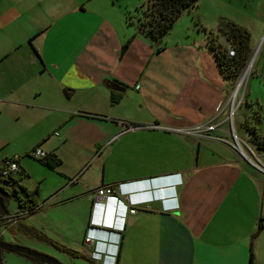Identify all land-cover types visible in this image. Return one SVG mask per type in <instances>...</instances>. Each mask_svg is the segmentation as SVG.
Returning a JSON list of instances; mask_svg holds the SVG:
<instances>
[{"label": "crops", "instance_id": "0c3cea01", "mask_svg": "<svg viewBox=\"0 0 264 264\" xmlns=\"http://www.w3.org/2000/svg\"><path fill=\"white\" fill-rule=\"evenodd\" d=\"M90 1L0 0V115L19 113L32 131L0 161L18 158L14 180L35 207L8 228L38 234L90 264H102L88 253L104 246L94 249L85 237L104 241V229L120 225L118 257L105 264H250L251 237L264 220L261 171L251 154L246 159L233 147L239 137L225 101L229 81L203 35L228 19L231 0H199L165 42L130 32L119 11ZM231 21L249 32L245 22ZM106 81L122 89H113L121 95L115 105ZM249 139L245 130L239 140L264 156ZM35 147L60 166L52 170L30 158ZM39 168L44 173L34 174ZM48 178L55 187L42 194ZM117 185L133 202L148 203L125 221L114 203L91 200L94 189ZM167 186L176 188L160 189ZM152 196L175 197L166 203L172 210L150 203ZM108 251L114 255L115 247Z\"/></svg>", "mask_w": 264, "mask_h": 264}, {"label": "rangeland", "instance_id": "374dc122", "mask_svg": "<svg viewBox=\"0 0 264 264\" xmlns=\"http://www.w3.org/2000/svg\"><path fill=\"white\" fill-rule=\"evenodd\" d=\"M93 1H98V3H100V6H97L101 9H105L104 5H107L110 8L112 7L111 12L116 11L115 13L118 14L117 11H119L121 13V21L123 18V24H125L126 26L128 24V26L130 27V32H136L139 29L138 27L143 19L142 11L145 5V0H91L90 3H92ZM230 7L231 8L228 9V19L226 21L232 22L231 20H238L245 22L249 28L248 30L250 34V70L246 74V66L244 65L237 79L235 81L229 80L227 87L228 92L227 96H225V101L229 98L228 110L230 111L231 106L233 109L232 127L234 133L240 139V137L244 136L245 134V129L242 125V122L244 120L250 121L251 124L256 127L260 134L264 133V0H231ZM203 33L204 32H202V34ZM208 33L215 39V42L218 45H223L225 48L229 46L230 43L228 44L225 37L218 32V28L213 29V31L212 29H208L207 33H204L203 35L207 34L208 36ZM165 41L166 38L163 42ZM230 48H232L231 44ZM235 94L236 99L234 100V104L232 105L231 103ZM143 114L144 113H142V115ZM27 119L30 121L28 117ZM23 122L24 117H22L19 113L12 112L11 110L9 112H3L0 115V138L3 137L0 143H3L4 145L7 144L6 146L0 145L3 149L0 154L5 153V151L8 150L10 151L11 149H14L16 146H18L19 143H23L29 138H32L30 136L32 134V131L23 127ZM127 123L130 124V121H127ZM247 124L250 127L249 123ZM223 127L228 130L231 128L229 124H226ZM227 139L228 141L232 142V138L230 135L227 136ZM239 139H233V142L235 143V141L237 140L241 143ZM241 147L244 155L246 157H249L250 152L246 151L243 148V145H241ZM252 161L255 162L254 160ZM256 163L260 164L264 169V156L258 157V162ZM39 171L40 168L36 170L34 174H42L45 170H42V172L38 173ZM257 173L263 181L262 203L264 211V173ZM20 187L21 185L17 181H15L5 187L4 194H0V199L4 206V211L9 215L17 212L20 207L24 205V203H28L27 196L24 194ZM35 187L36 186H34V188ZM54 187V183L50 182V179L48 178L41 185V193L46 194L53 190ZM1 213L2 210H0V214ZM22 230L25 231L24 229ZM0 235V240L4 242H13L11 244H16L34 250L36 252L46 254L50 257L56 258L62 264H72L71 261L72 259H74L70 258L71 256L67 254V256L64 255L62 257L60 255L61 253H59V250L52 244H50L49 242H42L43 240L41 239H44L42 236L34 233H27L26 231L19 232L16 228L11 229L6 227V225H2L1 222ZM49 235L53 237L52 233H50ZM52 237H50V239H52ZM251 242L253 264H264V229L260 230L254 237V239H252L251 237ZM49 245H51L52 248L49 247ZM88 255L91 258L90 251ZM0 264L42 263H39L33 259L26 258L19 254H10L4 252L1 255ZM76 264L90 263L87 259L81 258L76 262Z\"/></svg>", "mask_w": 264, "mask_h": 264}, {"label": "trees", "instance_id": "16d2710c", "mask_svg": "<svg viewBox=\"0 0 264 264\" xmlns=\"http://www.w3.org/2000/svg\"><path fill=\"white\" fill-rule=\"evenodd\" d=\"M199 0H145V5L143 7V19L139 25L140 32L149 38L152 42H157L163 39L171 30L173 24L180 17V15L197 5ZM218 32L221 33L227 41L231 44L230 49H234L235 56L230 58L228 56V50L222 49L211 35L208 33V44L211 52L214 55L216 63L221 71L222 76L226 80L235 81L239 76L242 68L244 67L246 61L249 58L251 49H250V34L249 32L229 21H221L218 25ZM108 87L111 89L110 93V104L115 105L121 99L120 94L113 92V89L120 88L117 83L106 81ZM121 89V88H120ZM247 131L248 136L250 137L249 141L252 143V146L255 148H260L263 143V140L258 141L255 128L249 127L247 122L243 126ZM252 140V141H251ZM260 140V139H259ZM42 162L49 169H56L60 166L61 161L52 155H48L44 160H38ZM24 194L27 196V199L33 205V195L30 192H27L23 187H20ZM4 189L0 186V193L4 194ZM3 205V204H2ZM0 210H4V206ZM262 220L258 224L257 232L252 236V239L257 235V233L264 229L262 225ZM44 241L46 239H43ZM60 252L65 253L73 258L81 259L82 257L71 251L68 248H65L61 245H57L53 242L48 241ZM249 263L253 264V254H252V245L250 247V257Z\"/></svg>", "mask_w": 264, "mask_h": 264}, {"label": "built area", "instance_id": "2783aa9c", "mask_svg": "<svg viewBox=\"0 0 264 264\" xmlns=\"http://www.w3.org/2000/svg\"><path fill=\"white\" fill-rule=\"evenodd\" d=\"M228 56L230 58L235 56L234 49L228 50ZM231 104L232 105L234 104V100L232 101ZM227 108H228V103H227ZM217 111H221V108L219 107L217 109ZM228 112H229V120H232V117H233L232 106L230 108V111L228 110ZM132 129H133V127H131V126L127 127V130H132ZM206 130L213 131L214 127L209 126L206 128ZM55 135H57V133ZM235 139H237V138L234 137V140ZM241 145H243V148L249 149L248 151L253 156L252 159H254V161H255V163L253 164L255 166V168H257L258 170H260L261 172L264 173V169L261 167V165L256 163V162H258L259 152L257 154H255L252 150H250L247 142L241 141V143H240L239 141L236 140L235 143L233 144V147L235 150H237L241 154L243 153ZM256 151H260V153L262 155H264V140H263V143L260 146L259 150L257 148ZM28 156L32 159H35V160H44V159H46L48 154L45 151H43L41 148L35 147L30 151ZM20 173H21V168H20L19 160L17 157L1 160L0 161V186H1V188L5 189V187L7 185L15 182L14 177L16 175H19ZM76 180H77V178L71 180L70 183L72 184V183L76 182ZM122 187H123V185H117L114 187L113 186H104V187L94 189L92 191L91 200L93 201L94 204L102 203V202H104L105 199L114 197L118 193L119 188H122ZM141 204H146V203H143V201H137L135 205H133L129 208L128 213L130 215H133L136 212H138V207ZM169 209H171V208H169ZM34 211H35L34 206L24 203V205L22 207H20V209L17 212H15L14 214H12V215L4 214L2 217H0V222L2 223V225H6V227L13 226V225L20 223L24 219H26ZM84 242L92 245V240H90L89 238H85ZM92 255H94V254H92Z\"/></svg>", "mask_w": 264, "mask_h": 264}, {"label": "clouds", "instance_id": "9594fccd", "mask_svg": "<svg viewBox=\"0 0 264 264\" xmlns=\"http://www.w3.org/2000/svg\"><path fill=\"white\" fill-rule=\"evenodd\" d=\"M176 186H170L169 189L175 190ZM175 199H176L175 197H172L170 199H165V198H161L159 196H155V197L152 196L150 203H155V202L159 203L162 211L169 212L172 209H169V206H167L166 203L168 200L174 201ZM109 202H112L115 204L113 206L116 209H118V211L121 214L122 220H124V221H125L126 216L130 215L128 213L129 208L136 204V202H133L131 200L130 195L128 193H126L123 190V188H119L118 193L114 197L107 198L104 200V202L99 203V204L100 205H108ZM146 204H148V203H146ZM91 226L93 229L96 230L97 227H95V225H91ZM123 228H124V225H120V227H118V228L104 229V231L107 234L104 241L97 239V237H88V236L85 237V238H89L90 240H92L91 246H93L94 249H96V245L104 246L103 249L100 250V252H98L96 250L91 252V258L94 261H98V262H101L102 264H105V260L107 258H113L114 259V258L118 257V252H119L118 251L119 250L118 245L120 243V237H121V234L123 232ZM114 237L117 238L116 242H113ZM109 247H115L114 255L109 254V251H108ZM92 254H94V255H92Z\"/></svg>", "mask_w": 264, "mask_h": 264}, {"label": "water", "instance_id": "95a60500", "mask_svg": "<svg viewBox=\"0 0 264 264\" xmlns=\"http://www.w3.org/2000/svg\"><path fill=\"white\" fill-rule=\"evenodd\" d=\"M250 60H251V57H249V59L245 63V66L248 65ZM116 91H122V89L117 88ZM244 158L247 159V157H244ZM249 161L251 162V160H249ZM169 187L170 186L162 187L160 189H162V190L169 189ZM0 205H1V207H3L1 199H0ZM262 225L264 227V220H262ZM4 252L10 253V254H19V255H22L26 258L33 259V260H35L39 263H42V264H62L56 258L50 257L46 254H42V253L36 252L34 250L28 249L26 247H22V246H19L16 244L7 243V242L0 240V262H1V255Z\"/></svg>", "mask_w": 264, "mask_h": 264}, {"label": "bare ground", "instance_id": "6f19581e", "mask_svg": "<svg viewBox=\"0 0 264 264\" xmlns=\"http://www.w3.org/2000/svg\"><path fill=\"white\" fill-rule=\"evenodd\" d=\"M250 67H251V62H249L248 63V65L246 66V74L249 72V70H250ZM239 88H240V86H239ZM237 94V93H236ZM236 94H235V96H233V100H235L236 99ZM148 191V190H147ZM155 193V192H154ZM146 194V193H145ZM143 196H145L144 194H142ZM140 196V195H139ZM114 213V212H113ZM105 216V215H104ZM115 216V215H114ZM115 218V217H114Z\"/></svg>", "mask_w": 264, "mask_h": 264}, {"label": "flooded vegetation", "instance_id": "af4514ba", "mask_svg": "<svg viewBox=\"0 0 264 264\" xmlns=\"http://www.w3.org/2000/svg\"><path fill=\"white\" fill-rule=\"evenodd\" d=\"M8 243V242H7ZM10 243V242H9Z\"/></svg>", "mask_w": 264, "mask_h": 264}]
</instances>
